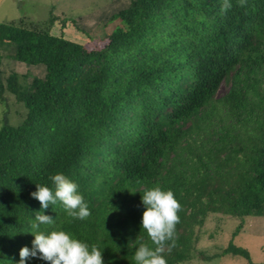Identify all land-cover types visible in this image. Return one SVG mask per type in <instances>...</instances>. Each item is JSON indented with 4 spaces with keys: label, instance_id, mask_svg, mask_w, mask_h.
I'll return each instance as SVG.
<instances>
[{
    "label": "trees",
    "instance_id": "16d2710c",
    "mask_svg": "<svg viewBox=\"0 0 264 264\" xmlns=\"http://www.w3.org/2000/svg\"><path fill=\"white\" fill-rule=\"evenodd\" d=\"M108 19L92 47L0 22V59L42 68L0 70V102L26 109L0 123V264H180L209 213L240 218L232 237L264 214V0H129ZM221 253L256 264L232 239Z\"/></svg>",
    "mask_w": 264,
    "mask_h": 264
},
{
    "label": "rangeland",
    "instance_id": "374dc122",
    "mask_svg": "<svg viewBox=\"0 0 264 264\" xmlns=\"http://www.w3.org/2000/svg\"><path fill=\"white\" fill-rule=\"evenodd\" d=\"M129 0H0V22L22 18L25 25L30 22H41L50 31L59 33L63 31L68 38L79 40L88 47L103 44L105 34L118 20H109L111 12L125 5ZM53 12L59 17H66V23L61 29L59 20L52 25L48 23V16ZM8 52V50H5ZM1 73L6 75L11 70L26 73L28 78L32 74H41V66L28 65L25 62L14 60L7 55L0 59ZM227 88L222 83L218 94ZM25 106L14 95L9 94L7 101L0 102V123L6 116L10 122L16 124L25 115ZM240 218L237 216L209 213L201 226H196L198 238L195 242L194 255L180 264H249L242 255L222 254L223 248L230 239L237 245L246 247L251 259L256 264H264V214L247 215L241 223L236 235L232 231ZM212 255L211 258L204 257Z\"/></svg>",
    "mask_w": 264,
    "mask_h": 264
}]
</instances>
